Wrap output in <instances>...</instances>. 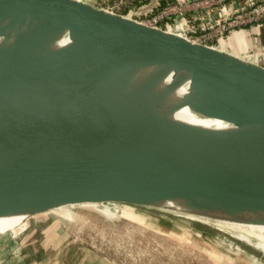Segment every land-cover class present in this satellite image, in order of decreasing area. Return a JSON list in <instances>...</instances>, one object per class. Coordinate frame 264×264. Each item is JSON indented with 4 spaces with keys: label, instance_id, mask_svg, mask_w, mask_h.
<instances>
[{
    "label": "water",
    "instance_id": "95a60500",
    "mask_svg": "<svg viewBox=\"0 0 264 264\" xmlns=\"http://www.w3.org/2000/svg\"><path fill=\"white\" fill-rule=\"evenodd\" d=\"M90 204L264 226V65L87 0H0V218Z\"/></svg>",
    "mask_w": 264,
    "mask_h": 264
},
{
    "label": "rangeland",
    "instance_id": "374dc122",
    "mask_svg": "<svg viewBox=\"0 0 264 264\" xmlns=\"http://www.w3.org/2000/svg\"><path fill=\"white\" fill-rule=\"evenodd\" d=\"M15 218H2L0 234L47 264H264L233 230L163 209L90 204Z\"/></svg>",
    "mask_w": 264,
    "mask_h": 264
},
{
    "label": "built area",
    "instance_id": "2783aa9c",
    "mask_svg": "<svg viewBox=\"0 0 264 264\" xmlns=\"http://www.w3.org/2000/svg\"><path fill=\"white\" fill-rule=\"evenodd\" d=\"M147 1L110 0L108 4L98 6L132 17L137 13V6ZM233 1L235 0H166L136 20L148 26L178 32L193 42L222 48V43L234 32L264 21V0H244V3L238 6L234 12L212 23L206 21L202 14L198 17L204 11L208 14ZM172 20H177L176 25L180 27L179 29H170L169 23ZM197 21H200L199 25L196 23Z\"/></svg>",
    "mask_w": 264,
    "mask_h": 264
},
{
    "label": "crops",
    "instance_id": "0c3cea01",
    "mask_svg": "<svg viewBox=\"0 0 264 264\" xmlns=\"http://www.w3.org/2000/svg\"><path fill=\"white\" fill-rule=\"evenodd\" d=\"M87 1L101 6L110 2V0ZM165 1L166 0H148L144 4L137 6V13L132 17L137 19L140 16H144L146 13L158 7ZM243 3L244 0H235L224 7L209 12L208 14H206L204 11L200 13L198 17H200V15L202 14V17L204 16L206 21H210V23H212L231 14L238 6L242 5ZM176 22L177 20L170 21V29L176 30L177 28H180L176 25ZM196 23L199 25L200 21H197ZM221 47L222 49L229 50L234 54L243 56L244 58H249L251 60H254L255 62L264 64V21L257 23L251 27L234 32L233 34L228 36L227 40L222 43ZM13 244L14 240L10 235L0 236V264H47L45 260L43 261L41 259L42 261H37L35 260V258H28L31 255L24 253L21 254L20 249H14ZM55 253L57 254L58 252Z\"/></svg>",
    "mask_w": 264,
    "mask_h": 264
},
{
    "label": "bare ground",
    "instance_id": "6f19581e",
    "mask_svg": "<svg viewBox=\"0 0 264 264\" xmlns=\"http://www.w3.org/2000/svg\"><path fill=\"white\" fill-rule=\"evenodd\" d=\"M178 116L184 120H187L190 122H195L198 124L208 125V124L212 123L208 119L201 118V117H199L193 113H190L187 108L179 111ZM166 211H168V210H166ZM174 214H178L181 217L183 216V217H186L189 219L208 223V225L210 224L209 226H211V224H214V225L221 227V228H227V229L233 230V232L237 233L238 236H240V238L243 239L245 242L256 247L257 249L261 250L262 252H264V226H254V225L246 226V225L233 224V223L228 224V223H222V222H217V221H210L208 219L196 217V216H192V215H183L181 213H174ZM5 219L0 218V225L4 222ZM14 219H17V218L11 217L8 220H14ZM222 231H224V230H222ZM225 234H227V233H225ZM252 237H256L257 241L253 240ZM254 247H253V249H256Z\"/></svg>",
    "mask_w": 264,
    "mask_h": 264
},
{
    "label": "trees",
    "instance_id": "16d2710c",
    "mask_svg": "<svg viewBox=\"0 0 264 264\" xmlns=\"http://www.w3.org/2000/svg\"><path fill=\"white\" fill-rule=\"evenodd\" d=\"M139 5V4H138Z\"/></svg>",
    "mask_w": 264,
    "mask_h": 264
}]
</instances>
